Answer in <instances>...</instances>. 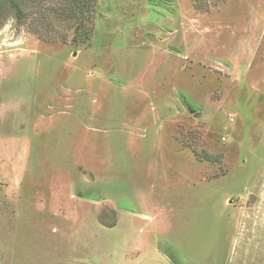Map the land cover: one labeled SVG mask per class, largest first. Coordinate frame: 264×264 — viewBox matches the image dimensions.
<instances>
[{"label": "rangeland", "instance_id": "rangeland-1", "mask_svg": "<svg viewBox=\"0 0 264 264\" xmlns=\"http://www.w3.org/2000/svg\"><path fill=\"white\" fill-rule=\"evenodd\" d=\"M22 13L0 23V264H264V0Z\"/></svg>", "mask_w": 264, "mask_h": 264}, {"label": "trees", "instance_id": "trees-1", "mask_svg": "<svg viewBox=\"0 0 264 264\" xmlns=\"http://www.w3.org/2000/svg\"><path fill=\"white\" fill-rule=\"evenodd\" d=\"M27 0H0V23L2 22V19L5 17V14L9 11H14L15 17L17 19H21L23 13H22V5ZM87 2L89 0H86ZM81 5L79 6V10L81 9ZM6 12V13H5ZM84 27L81 26V28H76L77 35L80 33H83ZM87 33V31H86Z\"/></svg>", "mask_w": 264, "mask_h": 264}]
</instances>
